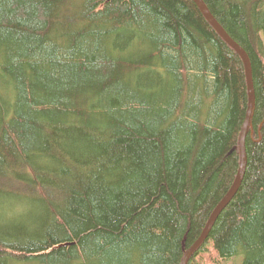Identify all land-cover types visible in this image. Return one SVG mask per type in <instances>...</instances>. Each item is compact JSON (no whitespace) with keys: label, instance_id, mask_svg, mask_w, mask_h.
<instances>
[{"label":"trees","instance_id":"16d2710c","mask_svg":"<svg viewBox=\"0 0 264 264\" xmlns=\"http://www.w3.org/2000/svg\"><path fill=\"white\" fill-rule=\"evenodd\" d=\"M203 1L255 109L188 264H264V0ZM246 106L192 0H0V264H179L235 178Z\"/></svg>","mask_w":264,"mask_h":264},{"label":"water","instance_id":"95a60500","mask_svg":"<svg viewBox=\"0 0 264 264\" xmlns=\"http://www.w3.org/2000/svg\"><path fill=\"white\" fill-rule=\"evenodd\" d=\"M205 20L212 26L215 32L220 36V38L231 48L233 49L241 58V61L244 66L246 86H247V106L245 111V116L241 126V130L238 137L237 146L234 149L238 150L239 153V164L235 178L224 194L220 201L216 204L212 212L210 213L201 233L197 239L185 250L183 253L179 264H188L191 256L202 246V244L207 239L211 228L216 222L221 211L226 207V205L233 198L237 192L243 176L245 174L246 164H247V155H246V136L248 131L252 126V118L255 109V91L252 79V70L249 57L243 47H241L237 42H235L228 33L222 28L219 22L215 19L212 13L209 11L203 0H192Z\"/></svg>","mask_w":264,"mask_h":264},{"label":"rangeland","instance_id":"374dc122","mask_svg":"<svg viewBox=\"0 0 264 264\" xmlns=\"http://www.w3.org/2000/svg\"><path fill=\"white\" fill-rule=\"evenodd\" d=\"M235 259H231L224 264H240L242 262V256H235ZM216 255L209 250L207 253L201 254L198 256V258L195 260L194 264H217L215 262Z\"/></svg>","mask_w":264,"mask_h":264}]
</instances>
